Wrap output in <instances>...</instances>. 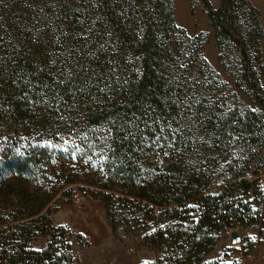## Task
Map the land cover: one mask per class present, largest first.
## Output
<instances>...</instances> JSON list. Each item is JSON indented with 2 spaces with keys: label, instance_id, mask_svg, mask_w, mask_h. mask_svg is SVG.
<instances>
[{
  "label": "rangeland",
  "instance_id": "rangeland-1",
  "mask_svg": "<svg viewBox=\"0 0 264 264\" xmlns=\"http://www.w3.org/2000/svg\"><path fill=\"white\" fill-rule=\"evenodd\" d=\"M167 2L169 68L142 115L154 128L142 137L141 169L151 179L165 173L178 186L199 178L219 197L205 263L264 264V0ZM219 7L228 27L221 33ZM151 12L146 0H0V99L11 89L22 103L13 116L0 105V238L14 222L49 212L71 240L80 237L89 248L97 239L90 256L99 264H184L168 233L166 243L151 246L154 231L167 232L171 218L150 217L141 198L126 204L121 198L137 191L128 196L132 189H120L117 179L112 189L100 188L104 142L117 123L112 112L142 72L137 35L144 22L156 23ZM52 143L63 154L53 153L43 167L19 175L17 161L9 166ZM64 165L74 168L73 182L64 183ZM234 173L250 179L248 188H226ZM83 189L74 203L73 193ZM103 193L113 195L111 213L129 215L116 232ZM195 207L190 201L185 208Z\"/></svg>",
  "mask_w": 264,
  "mask_h": 264
},
{
  "label": "trees",
  "instance_id": "trees-1",
  "mask_svg": "<svg viewBox=\"0 0 264 264\" xmlns=\"http://www.w3.org/2000/svg\"><path fill=\"white\" fill-rule=\"evenodd\" d=\"M146 4L149 5V9L152 11L151 14H154L152 18L157 24L154 21L150 23L144 22L137 35L142 72L128 89L130 94L124 100V103L117 105L112 112V116H114V120L117 123L110 127L109 135L104 142V152L108 158L104 165L107 176L100 183V188L105 190L112 189L114 184L112 182L115 179L118 180V186L122 190L130 186L132 190L127 191L128 193L126 194L130 196L137 191V195H133L135 196L133 199H124L122 197V200H127L126 204H139L137 199L141 198L146 202L144 206L150 217L154 218L157 215L160 219V217L167 216L174 222L173 225L167 227V232L164 227L154 231L151 246L159 247L166 243L168 240L166 233H168L171 239L178 241L184 264H191L193 261H195L194 264H209L203 260L205 255L213 249L214 240L210 237L208 228L217 225V220L221 217L219 197L206 192V185L199 178H190L183 186H178L174 179L165 175V173H161L153 179L149 178L140 166V159L143 153L142 137L150 134L154 128L147 127L142 120V115L151 103L149 97L154 93L162 78L168 73V44L173 35L169 2L167 0H146ZM222 10V7L216 10L218 23L217 25L215 23V25L219 33H221L220 30H228L226 22L221 15ZM1 94L5 98L0 99V105L6 106V113L13 116L16 110L19 112L18 108L22 103L16 97L18 98L17 95L20 92H12L11 89H8L5 94L3 92ZM95 117L93 116L92 119ZM93 120L92 122H95V119ZM89 127L95 126L90 124ZM74 147L71 150L75 149ZM61 150L58 148L57 143H52L48 146L38 144L35 147V153H24L15 158V161L12 159L9 162V166H13L14 162L17 161V165L14 168L19 175H22L27 173L31 167H43L49 162L53 153L62 155ZM72 152L71 155L76 153ZM66 168L68 169V175H66L64 183L73 182L75 180L74 168L64 165L62 172L65 173L64 169ZM62 177H64L63 174L59 175L58 180H61ZM230 179L235 180L228 183L227 189L240 184L248 188L251 182L248 177H244L243 174L239 173H234ZM112 196L110 193L101 195L106 202L109 215L111 216L112 214L113 230L116 232L119 225L125 226L128 223V220H124V218L129 215H118L120 212L117 209L113 211L114 213H111ZM190 201L198 203V207L185 208ZM120 206H122L119 207L120 209H128L126 212L130 211L129 207ZM155 206L162 208L156 214H154ZM238 210L236 207L231 212L234 215H238ZM189 211H192V215H189ZM187 212L188 214H185ZM31 221L32 223H30ZM14 223L20 231L19 235H22L23 230L31 229L33 218L29 221ZM188 230H190V233ZM10 236V228H8L6 236L0 238V244L2 246L8 245ZM56 249L51 244L42 253H28V264H71L70 257L58 255ZM11 264H17L15 257L11 258Z\"/></svg>",
  "mask_w": 264,
  "mask_h": 264
},
{
  "label": "built area",
  "instance_id": "built-area-1",
  "mask_svg": "<svg viewBox=\"0 0 264 264\" xmlns=\"http://www.w3.org/2000/svg\"><path fill=\"white\" fill-rule=\"evenodd\" d=\"M85 193V189L75 191L72 201L78 203ZM51 214L41 212L32 217L34 222L31 229L23 230L22 235H19L17 226H11L9 244L6 246L0 244V264H11L12 257L17 259V264H28V253H42L51 244L57 248L58 255L69 256L71 264H78L80 255L72 250L70 229L62 224L54 225Z\"/></svg>",
  "mask_w": 264,
  "mask_h": 264
},
{
  "label": "crops",
  "instance_id": "crops-1",
  "mask_svg": "<svg viewBox=\"0 0 264 264\" xmlns=\"http://www.w3.org/2000/svg\"><path fill=\"white\" fill-rule=\"evenodd\" d=\"M109 243H111V241H109ZM71 247L73 251L81 255V260L79 264H99L95 261V259H91L90 256L91 252L94 253L99 248L98 241L94 237H92V242L89 248H86L82 245L80 237L74 236L71 240Z\"/></svg>",
  "mask_w": 264,
  "mask_h": 264
},
{
  "label": "water",
  "instance_id": "water-1",
  "mask_svg": "<svg viewBox=\"0 0 264 264\" xmlns=\"http://www.w3.org/2000/svg\"><path fill=\"white\" fill-rule=\"evenodd\" d=\"M230 236H231V239H232V242L235 243V242H238L240 240V236L238 234L237 231H231L230 232Z\"/></svg>",
  "mask_w": 264,
  "mask_h": 264
}]
</instances>
